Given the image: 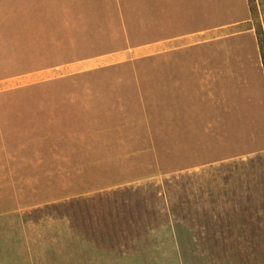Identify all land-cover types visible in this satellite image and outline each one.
Segmentation results:
<instances>
[{
    "label": "rangeland",
    "instance_id": "1",
    "mask_svg": "<svg viewBox=\"0 0 264 264\" xmlns=\"http://www.w3.org/2000/svg\"><path fill=\"white\" fill-rule=\"evenodd\" d=\"M200 1L220 38L194 85L149 57L122 101L74 83L0 95V264H264L261 12Z\"/></svg>",
    "mask_w": 264,
    "mask_h": 264
},
{
    "label": "crops",
    "instance_id": "2",
    "mask_svg": "<svg viewBox=\"0 0 264 264\" xmlns=\"http://www.w3.org/2000/svg\"><path fill=\"white\" fill-rule=\"evenodd\" d=\"M216 30L200 0H0V95L74 83L99 87V100L122 101L116 88L135 82L121 75L149 57H158L166 84L194 85L195 70L217 53Z\"/></svg>",
    "mask_w": 264,
    "mask_h": 264
},
{
    "label": "trees",
    "instance_id": "3",
    "mask_svg": "<svg viewBox=\"0 0 264 264\" xmlns=\"http://www.w3.org/2000/svg\"><path fill=\"white\" fill-rule=\"evenodd\" d=\"M249 2L253 3V7H251V15H254L253 14V12H254L253 8H255V10H256L257 5L259 6V10L261 12L262 21L260 19V24L258 25L256 33H257L260 55L262 58L263 71H264V0H249Z\"/></svg>",
    "mask_w": 264,
    "mask_h": 264
}]
</instances>
